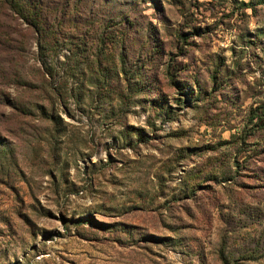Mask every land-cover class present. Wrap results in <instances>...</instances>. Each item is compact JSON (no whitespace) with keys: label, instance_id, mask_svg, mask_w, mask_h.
I'll list each match as a JSON object with an SVG mask.
<instances>
[{"label":"rangeland","instance_id":"374dc122","mask_svg":"<svg viewBox=\"0 0 264 264\" xmlns=\"http://www.w3.org/2000/svg\"><path fill=\"white\" fill-rule=\"evenodd\" d=\"M30 1L57 41L0 0V264H264V0Z\"/></svg>","mask_w":264,"mask_h":264},{"label":"trees","instance_id":"16d2710c","mask_svg":"<svg viewBox=\"0 0 264 264\" xmlns=\"http://www.w3.org/2000/svg\"><path fill=\"white\" fill-rule=\"evenodd\" d=\"M13 10L18 12L20 15L27 16L26 18L31 22L32 26L34 27V30L38 32V46L40 49H43L42 54H46L49 51L55 49V41L57 39L55 38L56 35L54 32L47 28L40 18H38L37 9L34 6V3L30 0H4ZM29 15V16H28ZM41 22V23H40ZM84 56H80V52H78L76 49L71 52V56L69 55L70 64H68L71 69H74L79 62L83 61ZM93 61V66H95L97 69L101 70L102 72V78L107 77V74H109L108 70L109 68L106 67V65L102 66V69H100V65L102 64V61L100 60L99 56H95ZM70 73H73L74 71H69ZM260 116V115H258Z\"/></svg>","mask_w":264,"mask_h":264}]
</instances>
